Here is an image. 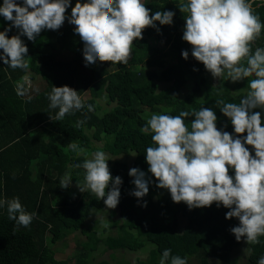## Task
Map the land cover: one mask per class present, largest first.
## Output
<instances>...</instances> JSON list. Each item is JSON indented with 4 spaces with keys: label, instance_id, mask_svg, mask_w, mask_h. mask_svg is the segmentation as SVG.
I'll return each instance as SVG.
<instances>
[{
    "label": "trees",
    "instance_id": "trees-1",
    "mask_svg": "<svg viewBox=\"0 0 264 264\" xmlns=\"http://www.w3.org/2000/svg\"><path fill=\"white\" fill-rule=\"evenodd\" d=\"M16 2L22 4L23 0ZM75 2L71 0V6ZM143 2L150 15L157 10L174 12L173 23L156 22L155 28L144 29L143 38L134 41L127 65L97 61V66H85L79 35L75 33L70 45L63 37L71 26L75 29L69 22L63 30H42L34 41L21 36L30 57L28 71L13 70L0 61V199L19 197L27 212L36 213L25 228L9 220L7 205L0 207V264H160L165 249H171L173 256L186 258L187 264H257L264 256V236L257 244L246 243L243 261L233 254L244 237L237 241L231 233L239 220L225 219L230 209L213 203L189 210L183 202L174 203L167 189L156 187L158 181L148 172L145 158L147 147L155 146L153 133L141 131L148 120L143 117L144 111L175 116L206 107L216 113L218 129L234 134L229 118L215 102L223 99L239 103L250 90L248 81L255 77L232 82L225 73L217 81L202 62L191 56V45L182 39L188 13L179 10L187 0ZM71 6L66 17L71 14ZM252 6L264 23V0H252ZM10 23L0 16V31ZM16 34L14 27L7 33L8 37ZM257 47H264V30L252 44L253 51ZM185 50L189 53L187 60L181 56ZM25 76L33 82L39 76L44 83L33 91L26 83L28 90L20 96L15 83ZM188 83H192L191 88L183 92ZM52 86L76 90L85 107L66 114L62 120H51L49 117L58 112L49 107ZM87 105L94 110L88 111ZM252 111H260L264 120V109ZM185 119L190 128L195 117ZM78 121L84 123L76 127ZM92 140H103L104 150L114 155L134 152L132 166L144 171L151 181L147 195L138 200L130 194L135 186L127 163L115 160L108 164L112 177H121L123 183L115 208L119 218L113 221L116 232L102 238L106 226L100 229L98 221L87 222V218L92 209L106 205L90 190L79 191L77 184L84 185L85 170L74 167L87 159L93 149ZM72 142L89 148L88 155L73 152L68 147ZM247 147L254 155L251 146ZM66 173L72 176L71 183L61 188ZM229 174L234 175L231 169ZM145 201L147 206H141ZM115 209H109V218ZM74 231L83 234L84 239L77 242L79 247L73 256L57 259L53 245ZM142 238L153 244L145 258L128 261L89 257L99 247L138 251L146 244Z\"/></svg>",
    "mask_w": 264,
    "mask_h": 264
},
{
    "label": "clouds",
    "instance_id": "clouds-1",
    "mask_svg": "<svg viewBox=\"0 0 264 264\" xmlns=\"http://www.w3.org/2000/svg\"><path fill=\"white\" fill-rule=\"evenodd\" d=\"M70 6L71 0H23L22 4L3 0L0 16L11 23L0 31V61L13 70L28 71L30 57L21 36L34 41L44 29L58 30L67 18L83 42L85 66L97 61L127 65L134 41L143 38V30L155 28L156 22L171 25L175 15L160 10L150 15L143 0H76L66 17ZM179 10L188 13L182 39L191 45V56L202 62L214 78L225 73L232 82L255 78L248 81L250 90L239 103H226L223 99L215 102L229 118L234 134L217 128V115L211 108L181 111L175 116L152 114L141 129L153 133L151 140L155 145L146 149L148 172L158 181L157 188L167 189L174 203L183 202L189 210L213 203L230 209L225 219L239 220V225L230 229L236 240L244 237L248 244H257L259 237L264 236V120L260 111L252 110L264 109V47L253 51L252 44L260 37L264 23L253 9L252 0H187ZM13 27L18 34L8 37ZM181 56L187 60L188 51H182ZM26 83L27 76L16 81L17 95H25ZM78 93L68 86H52L49 107L58 112L49 118L59 121L84 108ZM87 109L94 110L92 105H87ZM190 116L195 119L189 128L185 118ZM83 123L78 121L76 127ZM244 133L246 136L241 135ZM247 146H251L254 155ZM68 147L78 155H87L76 142ZM109 160L105 152L97 150L74 167L85 170L84 185L77 184L79 191L90 190L98 200L103 199L107 208L115 209L123 181L119 176L112 177ZM230 169L234 175L229 174ZM128 175L133 177L135 186L130 194L138 200L147 195L151 181L146 179V173L133 167ZM71 177L65 174L61 188L70 186ZM4 205L9 220L25 228L36 215L25 210L19 197L0 199V207ZM141 206L146 207L147 202ZM160 264L187 261L165 249ZM257 264H264V256Z\"/></svg>",
    "mask_w": 264,
    "mask_h": 264
},
{
    "label": "rangeland",
    "instance_id": "rangeland-1",
    "mask_svg": "<svg viewBox=\"0 0 264 264\" xmlns=\"http://www.w3.org/2000/svg\"><path fill=\"white\" fill-rule=\"evenodd\" d=\"M68 20L66 19L64 24L60 27L61 30L65 29L66 26H68ZM71 26V25H70ZM69 34V35H68ZM75 31L73 30V27L71 26V29L67 30V34H63V37L65 38L67 44H72V41L75 38ZM158 44H161V42H158ZM64 48V47H63ZM63 48H59L60 50L64 51ZM92 67L97 66V62L95 64H90ZM221 78L216 79L217 81H219ZM43 80L39 77L36 76L34 82L29 80L28 84H29V89L31 91L33 90H38L43 86ZM192 86V83H188L187 86H185L183 88V92H187ZM152 114H159L158 112L155 111H144L143 112V117H146V119H149L151 117ZM92 147L93 149L89 152V148L85 147L84 149L86 150V153L88 155L87 159L91 158V153L100 150L105 152L110 160L107 161V164L112 163L115 160H124L127 163V166L129 168V170L131 168H133L132 166V162L134 159V152L129 151L125 154H111L110 152L104 150L103 148V140H99V141H94L92 140ZM119 215H118V210L115 209V212L112 216V218H109V208H107V206H103L101 209H92L90 211V216L87 218V222H91V223H96L97 222V227L99 225L100 229H101V225L102 226H106V230L105 232L101 233L100 237H104L106 234H113L116 232L115 229V224H114V220L118 219ZM130 235V234H128ZM84 235L81 234L79 231H74L73 234H70L66 240L63 241H59L57 243H55L53 245V248L56 250L55 252V257L57 259L59 258H66V257H70L73 256L75 253V250L79 247L78 246V241L82 238L84 239ZM144 242H146V244L140 248L138 251H133V250H126V249H114V250H106V249H102L99 247L98 250L96 252H94L93 254H91L89 257H91L93 260H128V261H134L137 258L142 259L145 258L147 256L148 250L150 245L153 247V244L145 241L143 238L141 239ZM246 239L244 238L242 244L240 246H238L237 248L234 249L233 254L237 255L240 259V261H243L246 254H247V246H246ZM215 261H212V264H215Z\"/></svg>",
    "mask_w": 264,
    "mask_h": 264
}]
</instances>
